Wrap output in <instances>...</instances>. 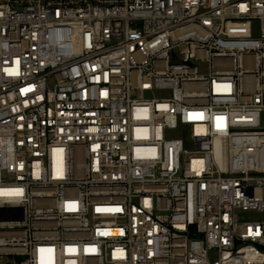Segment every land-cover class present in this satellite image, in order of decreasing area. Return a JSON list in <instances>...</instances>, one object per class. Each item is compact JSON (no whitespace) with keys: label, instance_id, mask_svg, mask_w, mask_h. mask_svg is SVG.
Segmentation results:
<instances>
[{"label":"built area","instance_id":"built-area-1","mask_svg":"<svg viewBox=\"0 0 264 264\" xmlns=\"http://www.w3.org/2000/svg\"><path fill=\"white\" fill-rule=\"evenodd\" d=\"M263 123L264 0H0V261L264 264Z\"/></svg>","mask_w":264,"mask_h":264},{"label":"rangeland","instance_id":"rangeland-1","mask_svg":"<svg viewBox=\"0 0 264 264\" xmlns=\"http://www.w3.org/2000/svg\"><path fill=\"white\" fill-rule=\"evenodd\" d=\"M263 125H264V123H263ZM178 135V133L177 132H172V136H177ZM0 264H2V261H0Z\"/></svg>","mask_w":264,"mask_h":264}]
</instances>
